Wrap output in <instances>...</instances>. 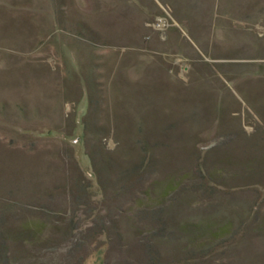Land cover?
<instances>
[{
	"label": "rangeland",
	"instance_id": "rangeland-1",
	"mask_svg": "<svg viewBox=\"0 0 264 264\" xmlns=\"http://www.w3.org/2000/svg\"><path fill=\"white\" fill-rule=\"evenodd\" d=\"M0 264H264V0H0Z\"/></svg>",
	"mask_w": 264,
	"mask_h": 264
}]
</instances>
